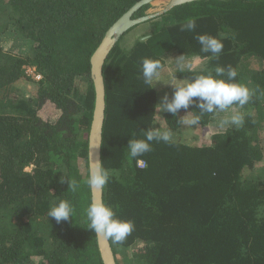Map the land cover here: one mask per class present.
<instances>
[{
    "label": "trees",
    "instance_id": "trees-1",
    "mask_svg": "<svg viewBox=\"0 0 264 264\" xmlns=\"http://www.w3.org/2000/svg\"><path fill=\"white\" fill-rule=\"evenodd\" d=\"M137 1L0 0V264H103L84 215L92 202L82 183L95 107L90 59ZM189 17L195 30L181 31ZM145 25L130 42L124 36L138 26L126 32L104 66L102 164L110 178L103 203L135 224L122 243L110 240L117 264L122 253L139 264H264V169L256 178L246 172L264 160V0H198ZM10 28L32 41L30 52L5 37ZM200 34L222 40L218 59H206L211 53L201 51ZM183 54L204 65L178 79L214 74L217 66L237 70V82L253 93L241 109L244 126L199 145L175 136L154 141L133 159L129 141L157 127L159 117L173 135L184 127L181 117L157 112L161 93L143 83L140 64L160 59L175 70L173 58ZM22 81L35 86L32 95L15 91ZM213 116L205 114L199 126ZM72 179L81 182L75 192L68 189ZM61 199L76 214L57 223L47 213Z\"/></svg>",
    "mask_w": 264,
    "mask_h": 264
},
{
    "label": "clouds",
    "instance_id": "clouds-1",
    "mask_svg": "<svg viewBox=\"0 0 264 264\" xmlns=\"http://www.w3.org/2000/svg\"><path fill=\"white\" fill-rule=\"evenodd\" d=\"M195 28L196 18L193 17L187 18L181 25V31H194ZM196 39L202 52L211 53V56L206 59L219 58L224 47L221 39L208 34L197 35ZM173 60L175 71L169 73L166 83L162 75L165 65L160 59L144 58L140 64V74L143 83L148 85V88H154L158 83H163L173 89L170 97L168 93H165L161 101L155 105L158 113H170L173 117H181L178 123L186 126L199 124L205 114L226 113L222 119L217 121L218 129L223 131L244 126L245 114L238 109L248 104L253 93L245 83L237 82L238 72L235 68L230 65L217 66L214 74L211 70H207L191 78L178 79L177 73L192 72L197 62L185 54ZM190 108L193 110L189 111ZM181 110L185 111L182 116L180 115ZM154 141L172 142L173 133L162 125L148 128L143 138H132L129 141L127 149L130 157L135 159L150 152ZM109 178L110 172L103 167L101 161L95 160L91 162L89 175L82 183L89 188L102 189L108 183ZM80 186L81 182L75 179L69 180L68 189L73 192L77 191ZM75 214L76 209L71 201L61 199L49 209L47 216L60 223L69 221L70 218L73 219ZM84 215L88 228L92 229L96 236L111 240L113 243H122L135 228L132 220L119 218L115 208L103 202H91L84 209Z\"/></svg>",
    "mask_w": 264,
    "mask_h": 264
},
{
    "label": "water",
    "instance_id": "water-1",
    "mask_svg": "<svg viewBox=\"0 0 264 264\" xmlns=\"http://www.w3.org/2000/svg\"><path fill=\"white\" fill-rule=\"evenodd\" d=\"M155 1L156 0H139L130 7L109 27L101 43L91 56V78L95 88V107L89 133V169L92 161L99 160L102 162L103 132L107 106L104 66L114 46L131 28L159 17L176 6L198 0H167L163 8L153 13H146L143 16L134 17V14L139 9ZM103 190L104 188H91L92 202H103ZM97 242L103 264H117L111 241L97 236Z\"/></svg>",
    "mask_w": 264,
    "mask_h": 264
},
{
    "label": "rangeland",
    "instance_id": "rangeland-1",
    "mask_svg": "<svg viewBox=\"0 0 264 264\" xmlns=\"http://www.w3.org/2000/svg\"><path fill=\"white\" fill-rule=\"evenodd\" d=\"M167 3V0H156L155 2H153L151 5V8L146 12V13H153L161 8H163L165 6V4ZM138 27H136L133 32L126 34L124 37H126L125 39H127V42H130L133 40L134 37H136L139 33H142L143 30L147 29V25H145V23L139 24L137 25ZM5 37H7V39H9L10 41L17 43L18 45H20L22 47V49L24 51H31L32 49V41L29 39H26L24 37H22L18 32H16L13 28H10L6 34ZM123 37V38H124ZM194 61L197 62V65L194 69H199L202 68L204 63L203 61L199 60V59H195ZM193 69V70H194ZM175 70L173 69H164L162 75L164 76V82H168V78H169V73L174 72ZM29 72V70H28ZM30 74L33 75V72H29ZM155 88L161 93V96L163 97V95L165 93L169 94V97L171 96V93L173 91L172 87L169 85H165L163 83H158ZM15 91L17 93L22 92L23 94L30 96L34 93L35 91V86L29 82L26 81H22V82H18L15 85ZM239 111H242L243 113L246 112L245 109L241 110L238 109ZM226 115V113H217L215 114L210 122L202 127L199 126V124L194 125V126H186L184 125V127L177 132L176 134H174L173 136H175V139L178 140H187L190 144L192 145H199V144H203L204 142L207 141V139H209L211 137L212 134L217 133V131H222L220 129H218L217 127V121H219L220 119H222L224 116ZM157 127L158 126H164V121L163 118L159 117V120H157ZM264 136V133H263ZM259 168V169H258ZM257 168V170L251 171L249 172L246 171L248 173V177L250 178H256L259 177V173L262 172V169H264V160L261 162L260 166ZM120 260L122 261L123 264H139L138 262L136 263H131L129 258L125 257V253H122L120 255Z\"/></svg>",
    "mask_w": 264,
    "mask_h": 264
},
{
    "label": "built area",
    "instance_id": "built-area-1",
    "mask_svg": "<svg viewBox=\"0 0 264 264\" xmlns=\"http://www.w3.org/2000/svg\"><path fill=\"white\" fill-rule=\"evenodd\" d=\"M29 72H33L31 69H29ZM40 76H38L37 78H39ZM141 161H142V163H141ZM139 166L140 167H145L146 166V163H145V161H143V160H140L139 161Z\"/></svg>",
    "mask_w": 264,
    "mask_h": 264
}]
</instances>
